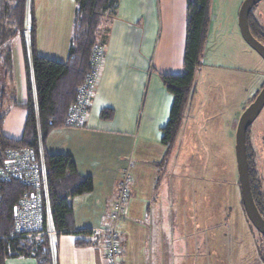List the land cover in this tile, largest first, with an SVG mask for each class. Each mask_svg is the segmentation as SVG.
I'll use <instances>...</instances> for the list:
<instances>
[{"label":"crops","instance_id":"obj_1","mask_svg":"<svg viewBox=\"0 0 264 264\" xmlns=\"http://www.w3.org/2000/svg\"><path fill=\"white\" fill-rule=\"evenodd\" d=\"M31 5L36 52L65 62L73 26L74 0H29L27 24ZM213 20L214 15L209 16L206 38ZM40 23L44 25L41 29ZM185 37L186 0H117L116 7L98 26L96 38L102 55L84 126H64L49 133L56 130L62 133L52 153L69 154L78 173L89 175L93 182L90 192L71 199L77 232L110 225L109 214L118 184L125 170L128 171L125 213L116 225L121 264H187V208L191 207L187 190L194 193L197 190L203 196L207 194L205 187H199L200 179L198 184L194 181V186L188 183L202 177L189 175L187 170V132L192 130V126L187 127V120L194 92L168 153L162 142L161 129L167 123L173 98L165 89L160 74L183 73ZM15 38L18 37L11 41ZM11 41L7 43L11 71L2 74L13 81ZM21 73L25 85L24 65ZM250 100L247 99V104ZM4 101L0 103V112ZM25 101L15 98L9 103L11 116L14 115L9 122L6 117L4 119L6 135L19 137L22 134L25 110L16 104ZM105 107L111 108L113 114L104 120L99 113ZM237 180L234 181L239 195L237 204L241 205ZM194 200L196 202L197 197ZM77 205L81 206L79 214ZM81 235L51 236L53 264H106L103 237L89 235L87 239L94 241L93 244L77 247L74 240ZM6 264L37 263L32 258H11Z\"/></svg>","mask_w":264,"mask_h":264},{"label":"trees","instance_id":"obj_2","mask_svg":"<svg viewBox=\"0 0 264 264\" xmlns=\"http://www.w3.org/2000/svg\"><path fill=\"white\" fill-rule=\"evenodd\" d=\"M74 2L75 11L67 59L65 62H59L36 52L32 5L28 24L26 21L29 0H0V19L7 17L13 30L7 38L8 29L0 25V47L6 46L1 65L6 74L10 73L12 61L7 42L12 37H18L26 85V101L16 104L26 112L22 134L19 137L8 136L3 132L5 115L0 112V167L7 161V152L11 149L27 147L37 155L42 152L46 172V190L41 195L42 228L47 229L49 226L57 235L81 233L74 243L77 247H82L93 244L94 241L87 239L91 235L90 230L75 231L71 199L90 192L93 187L92 179L89 175L78 173L74 159L69 154L50 153L44 144L52 130L64 126L72 127L66 122L67 115L70 107L77 103V90L91 69L98 26L102 18L116 7L117 0ZM210 5L211 0H186L183 73L160 74L165 89L173 98L167 123L161 129L162 142L167 146V153L173 145L186 105L194 92V73L196 67L201 64L205 48ZM248 24L252 35L264 44L263 25L251 11ZM263 84L264 82L250 101L255 98ZM5 97V90L0 82V103ZM112 114L113 110L109 107L102 108L99 113L100 118L104 120L110 119ZM251 132L250 125L246 131L249 180L255 205L264 218L263 176L257 162L259 151L254 147ZM35 191V188L18 180L0 181V264H6L11 258H32L37 264H53L54 244L51 235L23 236L15 233V209L20 199L34 194ZM260 236L264 240V237ZM260 249L261 247L258 249V258L260 263L264 264V247L263 251Z\"/></svg>","mask_w":264,"mask_h":264},{"label":"rangeland","instance_id":"obj_3","mask_svg":"<svg viewBox=\"0 0 264 264\" xmlns=\"http://www.w3.org/2000/svg\"><path fill=\"white\" fill-rule=\"evenodd\" d=\"M242 1L211 0L210 17L214 15L215 20L206 38L201 64L194 73L195 94L187 120V127L192 126L187 132V170L189 175L202 177L188 183L194 186L200 179L199 187H205L207 194L203 196L197 190L195 193L187 190L191 204L187 208V264H261L258 249L261 247L263 251L264 240L247 219L243 205L237 204L239 195L234 185L237 180L236 125L251 101L247 102L264 82V61L244 42L239 32L238 11ZM251 12L264 28V0L259 1ZM0 25L8 29V38L13 31L8 18L0 19ZM39 26L41 29L44 25L40 23ZM43 45H46L45 40ZM5 49L6 46L0 47V82L6 91L1 112L9 122L14 115L11 116L9 103L15 98L26 100V92L19 39L11 41L13 81L2 74ZM43 52L46 53V49L43 48ZM56 131L48 135V146L47 139L45 142L50 153L55 152L54 145L61 139V131ZM251 131L254 147L259 151L257 162L264 186V106L251 124Z\"/></svg>","mask_w":264,"mask_h":264},{"label":"built area","instance_id":"obj_4","mask_svg":"<svg viewBox=\"0 0 264 264\" xmlns=\"http://www.w3.org/2000/svg\"><path fill=\"white\" fill-rule=\"evenodd\" d=\"M101 47L96 44L91 58V69L86 74L84 82L77 90V103L73 104L67 115V124L74 128L83 127L88 113L94 85L99 72L101 61ZM46 172L43 153L35 154L31 148H16L7 152V161L0 167V181L18 180L26 186L36 189L30 196L20 199L15 209V233L17 235H48L56 232L49 226L42 228L41 195L46 190ZM130 175L127 170L118 184L117 196L109 214L110 225L105 228L94 227L90 229L91 235L102 236L107 256L106 264H121L119 262L120 242L116 229L118 221L125 213V205L129 194Z\"/></svg>","mask_w":264,"mask_h":264},{"label":"water","instance_id":"obj_5","mask_svg":"<svg viewBox=\"0 0 264 264\" xmlns=\"http://www.w3.org/2000/svg\"><path fill=\"white\" fill-rule=\"evenodd\" d=\"M261 0H243L238 11V27L244 42L252 48L264 61V44L251 33L248 24V15L251 9ZM264 106V84L240 114L235 129L234 155L237 168L241 202L247 219L254 229L264 237V218L259 213L251 191L249 180V165L246 148V131L256 119Z\"/></svg>","mask_w":264,"mask_h":264}]
</instances>
